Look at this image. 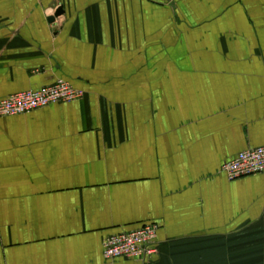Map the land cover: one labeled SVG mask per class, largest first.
I'll return each mask as SVG.
<instances>
[{"label": "crops", "instance_id": "0c3cea01", "mask_svg": "<svg viewBox=\"0 0 264 264\" xmlns=\"http://www.w3.org/2000/svg\"><path fill=\"white\" fill-rule=\"evenodd\" d=\"M58 78L0 118V264H264V174L220 169L264 145V0H0V98Z\"/></svg>", "mask_w": 264, "mask_h": 264}, {"label": "built area", "instance_id": "2783aa9c", "mask_svg": "<svg viewBox=\"0 0 264 264\" xmlns=\"http://www.w3.org/2000/svg\"><path fill=\"white\" fill-rule=\"evenodd\" d=\"M82 96L81 90L58 78L45 86L0 98V118L29 113L54 103L76 101ZM220 169L228 180L264 174V145L239 151L224 162ZM157 230L158 224L151 223L109 235L103 240V257L105 260L128 258L145 262L157 253Z\"/></svg>", "mask_w": 264, "mask_h": 264}, {"label": "water", "instance_id": "95a60500", "mask_svg": "<svg viewBox=\"0 0 264 264\" xmlns=\"http://www.w3.org/2000/svg\"><path fill=\"white\" fill-rule=\"evenodd\" d=\"M61 14H63V9H62V7H58L55 10L54 14L47 18L48 22H53L55 20V18L60 16Z\"/></svg>", "mask_w": 264, "mask_h": 264}]
</instances>
